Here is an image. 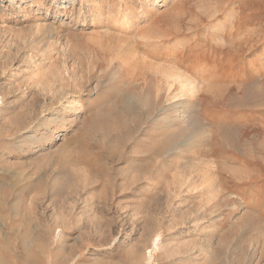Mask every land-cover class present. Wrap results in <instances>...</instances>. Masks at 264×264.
<instances>
[{"label":"rangeland","instance_id":"rangeland-1","mask_svg":"<svg viewBox=\"0 0 264 264\" xmlns=\"http://www.w3.org/2000/svg\"><path fill=\"white\" fill-rule=\"evenodd\" d=\"M0 264H264V0H0Z\"/></svg>","mask_w":264,"mask_h":264},{"label":"bare ground","instance_id":"bare-ground-1","mask_svg":"<svg viewBox=\"0 0 264 264\" xmlns=\"http://www.w3.org/2000/svg\"><path fill=\"white\" fill-rule=\"evenodd\" d=\"M234 24V23H233ZM237 27V26H236ZM239 27V26H238ZM240 28V27H239ZM234 28H231V30H233ZM237 28H235L236 30ZM238 30V29H237ZM240 32V30H239ZM228 34L222 33L219 34V40L220 41H225L228 43V38H227ZM239 35V34H238ZM233 36V33L230 32L229 37ZM235 37V36H234ZM248 40V39H247ZM211 48H214V46L211 45ZM214 52V50H213ZM136 54V53H135ZM206 54V53H205ZM211 55V54H210ZM211 57H214V55H211ZM229 62H227L228 64ZM168 66H162V67H157L156 68V72L160 73L162 75V79H165L166 82V86H167V97L168 99H173V97L175 96H179L182 99H185V97L187 96V94L189 93H195L197 92V90L199 89L200 83L202 80H200L198 77L193 76L192 74H190L187 70H185L184 68H182V65L173 63V62H167ZM207 64V63H206ZM233 65V64H232ZM232 67V66H231ZM155 70V69H154ZM192 71V70H191ZM209 75V74H208ZM205 80V79H204ZM178 84V88H179V92H176L173 94V90H174V85ZM200 90V89H199ZM198 95V94H196ZM195 95V97H196ZM194 96V95H193ZM192 97V96H191ZM178 99V98H177ZM187 100V98H186ZM170 101V100H169ZM184 102V100H183ZM182 101H175L173 103V105H177V104H181ZM173 115V114H172ZM174 116V115H173ZM173 116H169L167 118H164V121L169 125H171V123L174 121L178 120V116L175 115L174 118ZM173 118V120H171ZM56 119V118H55ZM59 121L61 122H65L66 119L64 117H57L56 120H53V122H55L56 124H59ZM172 121V122H171ZM43 137V136H42ZM36 139V137H34ZM156 247H158V244L156 243V241L154 240V248L153 250L156 249ZM152 253V252H151Z\"/></svg>","mask_w":264,"mask_h":264}]
</instances>
